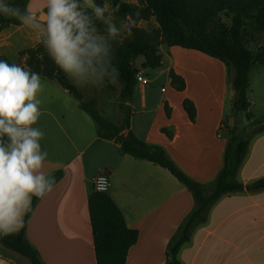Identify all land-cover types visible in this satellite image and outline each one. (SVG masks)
<instances>
[{"label":"crops","instance_id":"0c3cea01","mask_svg":"<svg viewBox=\"0 0 264 264\" xmlns=\"http://www.w3.org/2000/svg\"><path fill=\"white\" fill-rule=\"evenodd\" d=\"M30 3L43 19L46 0H28V6ZM11 27L21 31L26 26L22 23L4 30ZM35 35L26 30L24 37ZM2 40L5 38L0 36ZM159 53L163 64L155 69H141L143 58L139 64V58L135 60L148 84L135 87L130 128L139 139L161 146L190 178L210 182L223 166L226 127L231 123L226 121L225 106L228 100L232 105L234 90L226 66L210 69L204 63L214 58L177 46L161 45ZM171 70L185 80L183 91L171 87ZM41 81V115L34 127L44 132L40 144L48 153L45 173H61L52 191L36 198L25 226L26 238L42 263L97 264L88 200L94 177L105 171L107 194L127 226L138 232L125 264H165L169 240L194 207L192 193L157 163L120 153L113 140L98 136L95 122L80 108L79 100L55 80L41 77ZM160 81L165 86L158 89ZM110 83L119 88L117 82ZM113 92L118 117L111 121L117 122L118 94ZM158 92L162 96L156 97ZM185 98L195 105L193 122L183 110ZM263 176L264 131L251 139L237 179L249 183ZM12 253L7 256L0 251V264H30L27 258ZM177 259L179 264H264V190L221 197L209 210L206 222L193 229L180 247Z\"/></svg>","mask_w":264,"mask_h":264},{"label":"trees","instance_id":"16d2710c","mask_svg":"<svg viewBox=\"0 0 264 264\" xmlns=\"http://www.w3.org/2000/svg\"><path fill=\"white\" fill-rule=\"evenodd\" d=\"M106 1L95 0L102 6H105ZM108 1L111 9L117 3L120 4V10L114 13V20L124 21L128 14L140 11V15L135 17L137 23L132 30L133 35L124 34L112 42L115 56L113 64L119 70L115 81L119 88L116 89L107 78L106 88L117 91L119 121L113 122L104 117L97 108L95 97L89 100L83 98L80 89L70 83L68 76L49 57L43 44L37 42L34 46L19 51V57L14 62L6 58L2 60L17 65L22 61L20 66L26 70L39 73L42 78L55 80L79 100L80 108L95 122L100 138L113 140L122 154L157 163L192 193L194 207L183 219L166 248L165 264H179L177 254L180 247L190 239L193 229L206 222L209 210L221 197L243 191L264 190V176L249 183L237 179L250 141L264 131V122L247 136H243L236 127L227 126L228 140L222 168L212 181L197 182L179 169L161 146L146 143L131 130L132 106L127 101L132 100L138 83L135 60L143 58L141 69L161 67V45L195 50L217 59L226 66L234 90L233 114L236 116L239 112H245L246 116H249V72L255 64L264 65V42L256 51H252L246 45L243 30L246 20H251L257 30L264 32V0H137L136 3L124 0ZM9 2L22 10L28 6V0ZM151 19L157 22V28L147 30L141 26V23H147ZM21 24L22 22L14 17L0 14V31ZM97 26L101 31L104 30V26L99 22ZM169 77L172 88L177 91L185 89L182 76L171 70ZM182 107L188 119L193 122L196 116L193 101L185 98ZM60 174L57 171L52 176L57 180ZM35 203L36 197L32 200L31 211ZM88 209L96 263L125 264L130 247L137 241V230L127 226L120 209L107 192L93 191L88 200ZM31 211L25 215L23 227L18 232L0 234V245L27 258L30 264H43L37 250L25 235V226Z\"/></svg>","mask_w":264,"mask_h":264},{"label":"clouds","instance_id":"9594fccd","mask_svg":"<svg viewBox=\"0 0 264 264\" xmlns=\"http://www.w3.org/2000/svg\"><path fill=\"white\" fill-rule=\"evenodd\" d=\"M45 8L41 19L31 6L22 10L0 0V14L33 30L49 57L78 86L101 85L119 76L112 42L133 35L140 11L128 14L117 27L119 3L109 11L95 0H46ZM42 91L39 73L0 60V234L18 232L33 197L44 198L56 182L44 171V132L34 127L41 115Z\"/></svg>","mask_w":264,"mask_h":264},{"label":"rangeland","instance_id":"374dc122","mask_svg":"<svg viewBox=\"0 0 264 264\" xmlns=\"http://www.w3.org/2000/svg\"><path fill=\"white\" fill-rule=\"evenodd\" d=\"M124 1L128 2L129 0ZM33 5V3H30L29 6L33 8ZM105 7H107L109 11L112 10L110 2L108 0L105 2ZM114 22L117 24V27H120V25L123 23V21L121 20H114ZM141 26H143L147 30H152L157 28L158 24L154 19H151L147 23H141ZM3 30L0 31V36H3L5 40L0 41V60L6 58L10 62H14L19 57V51L32 47L38 42L37 35H35L34 38H28L25 40L24 36L26 35V30H31L28 27H25L21 31H19V29L17 30V28L14 27L8 28V30ZM243 31L247 47L252 51H256L264 42V32L261 30H257L253 26V22L251 20H246ZM141 58L142 57H139V60L136 62V64L140 63ZM209 61L206 60V63H204V65L208 66L210 69L217 70V67L224 66V63L219 60L214 59V62L212 60ZM22 64L23 62L21 61L20 65L22 66ZM141 72L144 74V70H142ZM144 76L146 77V75ZM110 82L116 81L112 80ZM249 84L250 86L247 93L248 100L251 103L248 110L249 116H246L245 112H239L235 116L232 111V105L229 104V100L226 102L225 106V115L228 116L226 118V121H231L228 127H236L243 136L249 135L253 131V129L259 126L260 123L264 122V65L255 64L251 68L249 72ZM161 86L165 85L160 81L158 83V89ZM77 88L81 90L84 99L87 97L96 98L97 108L102 115L106 116L110 120H115L118 117V111L116 107L113 106L112 102V97L116 96V94L106 88V81L101 85L88 84L85 86H77ZM175 93L178 94V92ZM158 96H162V94L158 92V95H156V97ZM0 251L7 256L13 255L11 251L3 247L0 248Z\"/></svg>","mask_w":264,"mask_h":264},{"label":"built area","instance_id":"2783aa9c","mask_svg":"<svg viewBox=\"0 0 264 264\" xmlns=\"http://www.w3.org/2000/svg\"><path fill=\"white\" fill-rule=\"evenodd\" d=\"M136 79L138 83H142L144 85L148 84V79L142 74L140 70H138L136 74ZM109 185V177L107 172L101 171L99 172L93 179V189L97 192H106Z\"/></svg>","mask_w":264,"mask_h":264},{"label":"water","instance_id":"95a60500","mask_svg":"<svg viewBox=\"0 0 264 264\" xmlns=\"http://www.w3.org/2000/svg\"><path fill=\"white\" fill-rule=\"evenodd\" d=\"M127 103L131 105V103H132V100H128V101H127Z\"/></svg>","mask_w":264,"mask_h":264}]
</instances>
